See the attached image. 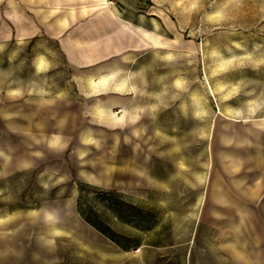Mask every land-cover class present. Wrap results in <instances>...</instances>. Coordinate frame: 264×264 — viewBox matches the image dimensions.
<instances>
[{"label": "crops", "instance_id": "obj_1", "mask_svg": "<svg viewBox=\"0 0 264 264\" xmlns=\"http://www.w3.org/2000/svg\"><path fill=\"white\" fill-rule=\"evenodd\" d=\"M201 52L199 35L185 40L163 2L0 0V190L24 191L35 174L32 185L44 177L54 189L62 177L75 193L85 185L190 207L185 170L200 172L201 158L185 157L183 129L200 128L205 112L212 134L203 192L193 191L196 230L226 263L264 264V67L235 76L222 56L230 66L202 88ZM186 55L196 57L192 87ZM72 202L59 201V216L56 198L2 206L0 264H121L124 250Z\"/></svg>", "mask_w": 264, "mask_h": 264}, {"label": "rangeland", "instance_id": "obj_2", "mask_svg": "<svg viewBox=\"0 0 264 264\" xmlns=\"http://www.w3.org/2000/svg\"><path fill=\"white\" fill-rule=\"evenodd\" d=\"M155 1L167 4L170 19L183 33L185 40L197 35L201 38L202 88L203 85L207 88V76L210 71L222 73L225 67L230 66L222 56L232 58L231 66L235 76L240 72L256 71L257 65L264 67V43L256 38L257 34H264L256 31L257 24L264 19V0ZM196 26L200 27V32L196 30ZM26 55H32V51H26ZM209 55L213 56L210 63ZM194 60L191 55L185 57L186 87H192L193 80L196 79V57ZM30 67H26V82L32 79ZM221 77L223 76L218 74L217 78ZM205 114L200 128L183 129L185 157L191 158L193 154L196 157L199 154L201 158L200 172H193L187 167L185 170L184 188L190 207H148L143 201L135 198L85 185L78 186L75 193L74 184L63 180L62 177H58L54 189L53 186L49 187L52 184H43L44 177L41 178L40 185L36 182L32 185L37 176L28 174L25 177L24 191L0 190V212L8 201L12 205L11 201L17 198H56L58 207L52 209L57 211L58 216L64 213L66 208L59 206L60 200H72L71 208L73 214L77 215L74 207L76 198L78 212L124 250L121 253V264H228L216 255L209 233L196 230L195 226L200 208L193 206L196 204L193 191L196 192L199 187L201 193L203 192L208 170V142L212 134V129L207 127L208 113L202 112V115ZM188 164L191 165L192 161L187 160L186 166ZM59 179L62 182H59ZM27 180H30V183ZM1 186L0 182V188ZM69 259L75 261L76 257ZM107 262L111 263L112 260Z\"/></svg>", "mask_w": 264, "mask_h": 264}]
</instances>
